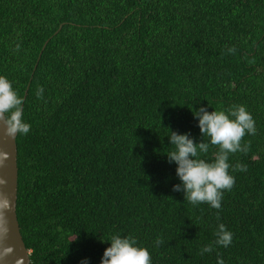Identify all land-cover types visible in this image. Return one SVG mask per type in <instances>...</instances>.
<instances>
[{
	"label": "trees",
	"instance_id": "trees-1",
	"mask_svg": "<svg viewBox=\"0 0 264 264\" xmlns=\"http://www.w3.org/2000/svg\"><path fill=\"white\" fill-rule=\"evenodd\" d=\"M0 75L28 86L16 216L30 264H101L114 234L152 264H264V0H0ZM233 105L255 120L229 158L247 171L229 170L220 210L192 205L173 191L171 131L199 143L191 109ZM220 223L232 244L201 255Z\"/></svg>",
	"mask_w": 264,
	"mask_h": 264
},
{
	"label": "clouds",
	"instance_id": "clouds-1",
	"mask_svg": "<svg viewBox=\"0 0 264 264\" xmlns=\"http://www.w3.org/2000/svg\"><path fill=\"white\" fill-rule=\"evenodd\" d=\"M19 45H17V50ZM236 52L235 47L227 49L228 54ZM43 88L36 92L38 99L42 98ZM24 100L13 88L12 81L0 75V125L9 138L18 135H27L31 125L24 120ZM198 119V127L202 135V141L196 143L190 133L179 134L171 131L169 136L172 150L166 155L169 163H175L176 175L179 184L173 186V191L183 192L184 199L192 205L207 204L211 208L220 210L225 192H230L235 186V177L232 171H247V165L237 162L234 166L229 163L231 154L241 152L247 154L250 150L249 143H242L246 135H255V120L251 113L243 105H233L227 111L214 110L209 112L206 107L191 109ZM204 137L208 141H204ZM210 146L217 149L214 159L209 162L201 158V154H207ZM7 159V154L0 153V164ZM5 181L0 179V184ZM9 202L0 200V209H7ZM219 220V213H217ZM7 228L0 227V235H6ZM215 241L201 248L200 254L211 253L215 246L227 248L232 244L233 233L223 223L218 224L215 232ZM101 242H110V247L104 250L101 264H152L151 253L146 247L138 245L133 236H121L114 234L109 240L101 239ZM163 240L157 238L159 246ZM11 253L12 249H5ZM87 264V260L81 261ZM217 264H224L223 258L217 254Z\"/></svg>",
	"mask_w": 264,
	"mask_h": 264
},
{
	"label": "water",
	"instance_id": "water-1",
	"mask_svg": "<svg viewBox=\"0 0 264 264\" xmlns=\"http://www.w3.org/2000/svg\"><path fill=\"white\" fill-rule=\"evenodd\" d=\"M47 42L43 45L38 59ZM27 88L23 99L26 97ZM16 137L6 136L3 126L0 125V153L7 154V159L0 164V179L5 181L4 184H0V200L6 199L9 202L7 209H0V227L7 228L6 235H0V264H30L29 251L20 234L16 216L18 178ZM7 248H11L12 252L6 253Z\"/></svg>",
	"mask_w": 264,
	"mask_h": 264
}]
</instances>
